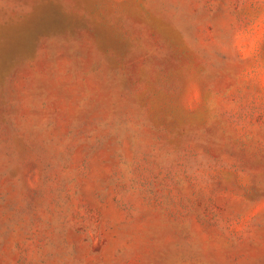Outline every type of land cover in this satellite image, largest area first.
I'll return each mask as SVG.
<instances>
[{
	"label": "rangeland",
	"instance_id": "obj_1",
	"mask_svg": "<svg viewBox=\"0 0 264 264\" xmlns=\"http://www.w3.org/2000/svg\"><path fill=\"white\" fill-rule=\"evenodd\" d=\"M0 264H264V0H0Z\"/></svg>",
	"mask_w": 264,
	"mask_h": 264
}]
</instances>
